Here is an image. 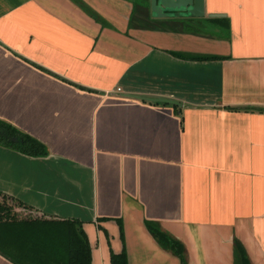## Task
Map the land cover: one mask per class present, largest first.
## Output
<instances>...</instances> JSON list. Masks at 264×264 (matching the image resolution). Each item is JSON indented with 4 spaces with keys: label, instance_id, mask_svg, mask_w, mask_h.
Wrapping results in <instances>:
<instances>
[{
    "label": "crops",
    "instance_id": "crops-1",
    "mask_svg": "<svg viewBox=\"0 0 264 264\" xmlns=\"http://www.w3.org/2000/svg\"><path fill=\"white\" fill-rule=\"evenodd\" d=\"M0 119L47 149L0 143V191L79 219L92 264H239L234 240L264 264V0L176 18L148 0H0Z\"/></svg>",
    "mask_w": 264,
    "mask_h": 264
},
{
    "label": "trees",
    "instance_id": "trees-1",
    "mask_svg": "<svg viewBox=\"0 0 264 264\" xmlns=\"http://www.w3.org/2000/svg\"><path fill=\"white\" fill-rule=\"evenodd\" d=\"M147 4V0H145ZM208 58L213 55L182 54ZM0 143L30 155H44V143L0 119ZM22 208L18 210L17 208ZM32 207L0 191V253L15 264H92L91 247L82 222L32 211ZM149 232L182 260L183 246L154 222ZM239 264H248L241 245L234 240ZM110 264H127L124 250L110 252Z\"/></svg>",
    "mask_w": 264,
    "mask_h": 264
},
{
    "label": "water",
    "instance_id": "water-1",
    "mask_svg": "<svg viewBox=\"0 0 264 264\" xmlns=\"http://www.w3.org/2000/svg\"><path fill=\"white\" fill-rule=\"evenodd\" d=\"M153 17H193L203 15V0H148ZM163 100V98H156ZM175 102L174 100H169Z\"/></svg>",
    "mask_w": 264,
    "mask_h": 264
}]
</instances>
